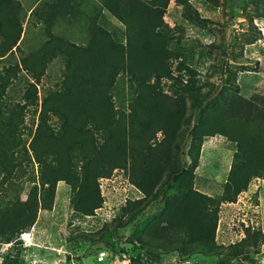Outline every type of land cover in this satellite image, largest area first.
I'll list each match as a JSON object with an SVG mask.
<instances>
[{
	"label": "trees",
	"instance_id": "trees-1",
	"mask_svg": "<svg viewBox=\"0 0 264 264\" xmlns=\"http://www.w3.org/2000/svg\"><path fill=\"white\" fill-rule=\"evenodd\" d=\"M70 1L52 0L38 7L47 39L22 58L21 67L8 68L0 76L2 98L19 68L36 83L51 58L65 59L61 86L47 91L39 110H34L37 122L29 130V141L16 133L24 122L21 113L0 114V172L12 174L19 165L10 162L17 158V146L19 156L22 150L30 152L38 170L37 180L28 181L26 198L17 197L0 209V244L16 247L19 234L33 225L38 210L52 208L59 181L70 187L69 204L75 214L94 215L103 203L101 179L120 169L141 195L127 200L97 238L81 234L84 241L104 242L114 235L121 251L127 244L137 243L145 253L155 257L173 253L181 263L201 254L214 257L211 264H252L264 244V231L248 226L238 242L219 244L216 228L220 205L235 202L254 178L264 179V89L245 97L226 78L224 86H230L232 92L224 93V88L202 92L195 70L185 64L184 53L175 47L164 19L171 0H99L98 12L106 10L124 31L115 36L95 15L89 21L85 44L71 42L53 31L59 17L73 14ZM174 1L187 9L188 0ZM251 1L264 8V0ZM9 2L12 0H0V11L6 13ZM17 6L9 8L11 13ZM21 31L19 23L6 25L0 58L16 45ZM177 59L173 69L172 62ZM173 70L178 74L173 75ZM120 73L128 76L127 88L123 82L117 83ZM163 79L172 82L165 85ZM34 83L26 88L21 109L37 98ZM116 95L121 96L123 106H118ZM126 104V110L120 108ZM197 111L200 117L191 126ZM53 118L57 125L52 124ZM183 126L192 127L196 141L187 168L181 161L186 136ZM216 134L234 143L235 150L221 193L209 195L194 187V169L203 138ZM178 179L183 181L181 185L176 184ZM174 186L176 190L165 198L158 215L136 222L152 197L157 200ZM127 225H131L130 234L119 236V229ZM20 249L16 248L13 260L7 263L5 259L3 264H20Z\"/></svg>",
	"mask_w": 264,
	"mask_h": 264
},
{
	"label": "rangeland",
	"instance_id": "rangeland-1",
	"mask_svg": "<svg viewBox=\"0 0 264 264\" xmlns=\"http://www.w3.org/2000/svg\"><path fill=\"white\" fill-rule=\"evenodd\" d=\"M50 1L52 0H12L8 3L6 13L0 11V43L3 41L2 31H6V25L15 26L19 23L22 26L16 45L0 58V76L8 68H15L17 65L21 67L22 58L40 48L47 39L37 10L44 2ZM70 2L68 7L70 6L69 10L73 14L59 17L53 30L56 34L76 44H85L89 21L97 15L100 25L117 37L122 35L124 28L121 23L106 10L98 12L99 0ZM12 5L18 7L16 12L11 13L9 8ZM164 19L173 33L175 47L184 53L185 64L195 70L197 87L201 88L202 92L208 89L217 92L223 88L224 93L232 92L230 86H224L226 78L234 82L239 93L245 97L264 89L263 7H257L251 0H219L217 5L208 0H188L186 9L171 0ZM179 60L172 62L173 69ZM64 66L63 57L51 58L43 76L36 83L25 70L19 68L5 95L0 98V114L10 115L15 112L23 115L24 122L16 130L23 140H28L29 130L34 129L37 122V113L34 115V110H39L45 93L61 86ZM176 74L178 72L173 70V75ZM117 78V83L123 82L125 88L129 86L130 81L126 73H120ZM164 82L169 85L172 80L163 79ZM30 83L36 85L37 98L21 109L24 92ZM120 98L121 96L116 95V102L118 106H123ZM120 108L126 110L127 104ZM190 112V101L187 100V115ZM200 114V111H197L193 115L191 126L198 122ZM52 124L57 125L55 118L52 119ZM182 130L186 132V136L182 143L181 161L187 168L190 166V154L196 141L192 127L185 129L183 126ZM179 138L180 135H177V139ZM234 150V143L221 134L205 136L198 158L199 164L194 169V187L209 195L220 194ZM14 152L17 158L10 162L17 161L19 165L12 174L0 172V209L17 197L24 200L30 185L28 181L38 178L37 165L30 160V152L25 153L22 150L19 156L18 146ZM177 183L181 185L183 181L178 179ZM100 190L103 197L102 206L95 210L94 215L79 216L69 204L70 187L59 181L52 208L38 210L33 225L19 234L16 247L13 248L11 243L0 244V264H3L5 259L7 263L13 260L16 248H21L20 264H211L215 261L214 257L194 254L181 263L173 253L155 257L140 250L137 243L127 244L125 250L121 251L114 235L104 242L84 241L81 234L97 238L99 230L105 225H110L112 219L120 214L121 207L127 200L141 195L128 182L127 173L120 169L115 170L109 178L101 179ZM174 190L176 186L167 190L157 200L152 197L150 204L136 222L144 223L158 215L165 205V198L173 194ZM248 226L264 231L262 178H254L235 202L220 205L216 240L219 244L238 242ZM130 232L131 225H127L119 229V236H128ZM252 264H264V244L253 256Z\"/></svg>",
	"mask_w": 264,
	"mask_h": 264
},
{
	"label": "built area",
	"instance_id": "built-area-1",
	"mask_svg": "<svg viewBox=\"0 0 264 264\" xmlns=\"http://www.w3.org/2000/svg\"><path fill=\"white\" fill-rule=\"evenodd\" d=\"M103 253V252H102Z\"/></svg>",
	"mask_w": 264,
	"mask_h": 264
}]
</instances>
